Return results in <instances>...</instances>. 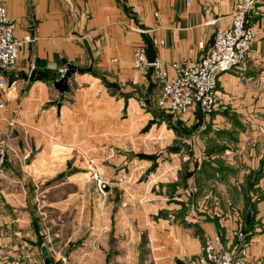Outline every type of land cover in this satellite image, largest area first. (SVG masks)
<instances>
[{
    "label": "crops",
    "instance_id": "1",
    "mask_svg": "<svg viewBox=\"0 0 264 264\" xmlns=\"http://www.w3.org/2000/svg\"><path fill=\"white\" fill-rule=\"evenodd\" d=\"M7 9L16 26V37L21 40L33 37L35 40L26 44L16 70L7 74L16 82L17 89L10 95L5 114L8 121L3 128L33 127L42 139L47 136L51 142L55 140L57 143L63 140L71 146H80L79 149H88L92 141L99 140V145L104 147L103 160L114 162L116 167L124 158V145L157 143H153L150 136L136 140L123 136L124 128L131 125L129 128L133 130L138 126L139 114L143 116L140 117L141 129L148 127L149 131H154V125L149 127L156 114L152 105L157 106L161 94V86L152 69L145 73L134 70V50L146 45V38L164 42L163 46H154L156 59L173 75L174 64H193L209 49L218 31L230 28L235 0H8ZM249 22L255 35L249 71L221 75L216 114L230 108L237 112L260 110L251 101L257 96L264 97V4L251 11ZM202 42L205 50L200 49ZM51 65L55 67L51 68ZM68 65H74L77 73L70 80L67 91L60 93L53 82L62 78L59 69ZM58 112L67 114L69 119L61 124L53 121ZM197 113L202 115L193 111L187 116ZM48 115L51 119L45 120ZM164 119L168 121L167 117ZM60 128L65 130L63 134ZM208 140L207 137L184 140L186 144L190 141L189 144L194 145L190 150L189 166L197 171L188 181L182 182L180 170L173 169V172L170 169L173 166L171 161H175L171 155L159 152L142 155L147 157L146 166H155V169H146L149 170L147 184L125 183L106 188L108 195L114 193L113 200L107 204L113 207V211L106 214L105 231L96 235L98 247L102 248L97 251L100 257L96 262L90 255L92 246L84 244L83 256L73 259L74 264H199L198 258L207 236H220L226 248L239 249L238 233L243 231L240 211L244 204L239 199L234 205L228 194L238 193L248 175L259 176V181L251 187L258 195H253L248 209L252 208L251 203L255 204L257 211L252 223L264 225V197L260 196L264 195V137L238 138V143L244 140L258 146L247 152L229 146L209 148L206 147ZM10 142V137L3 142L8 150L0 154V179L7 175L12 163L19 165L26 161L21 153H10ZM39 155L41 160L44 157L50 160L47 155ZM137 157L139 159V155ZM184 161H187L186 155ZM75 167L69 166L68 171L72 173L68 176L80 173ZM102 170L107 174L106 166ZM47 171L43 175H52L50 180L53 181L54 169ZM39 172H42L41 168ZM115 173L122 177L119 168H115ZM141 177L136 181L139 182ZM208 184L215 187L214 190L217 188L215 191L222 194L223 199L224 194L228 196L224 199L225 204L220 200V203L217 201L211 205L213 208L204 206L205 202L197 206L188 204L184 194L187 185L200 192L203 186L207 190ZM56 187L49 185L50 189ZM227 188L231 191L228 192ZM123 190L132 194L137 190L168 193L162 197L164 202L154 203L152 200L146 202L139 195L137 201L132 194L134 200H130ZM13 191L20 193L19 206H12L6 197L12 193L10 187L0 184V264H43L46 260L50 264H60L62 259L65 261V258L56 261L50 252L49 259L43 256V239L39 232L34 231L35 237L28 238V230L23 228L20 215L15 214L16 208L26 213V196L20 200L21 193L26 194V187H14ZM173 191L179 201L176 208L171 207ZM126 207H130L131 214L124 217ZM138 208L141 209L140 215L136 211ZM160 211H166V215H158ZM251 218L249 215L247 222ZM37 227L34 225L35 229ZM249 234L246 259L249 264H264V226ZM29 239L32 241L30 245Z\"/></svg>",
    "mask_w": 264,
    "mask_h": 264
},
{
    "label": "rangeland",
    "instance_id": "2",
    "mask_svg": "<svg viewBox=\"0 0 264 264\" xmlns=\"http://www.w3.org/2000/svg\"><path fill=\"white\" fill-rule=\"evenodd\" d=\"M251 104L259 106L260 110L257 112L255 110L252 112H237L235 108H230L229 110L216 114L215 109L211 116L199 115L198 113L194 114L195 116L165 113L157 106L154 105L153 107L152 105L156 114H154L153 120L149 123V127L151 128V125H154V131H149L148 127L141 129L142 122L140 117L143 116L139 114L138 126L133 128V130L129 128L131 125L124 128L123 136L125 138L132 137L134 140H136V138L150 136L154 139L152 142L157 143L151 144L150 146L145 145V143H141L137 146H134V144L124 145L122 149L124 158L121 163L117 162L118 165L116 167L114 162L110 163L109 161L106 162L103 160L101 155L104 147L99 145V140L92 141L88 149H79L77 147L80 146H71L63 143V140H60L59 143L55 140L51 142L50 138L47 136H43L42 139L40 134H38L39 132L33 127L14 128L5 126L3 128L4 123L8 121V118L6 121L5 115V120L0 123V154L6 153V150H8V146L3 145V142L10 137V145L12 147V150L9 149L10 153H21L23 158L25 156L26 161L25 163L22 161L20 163L21 165L12 163L11 167L7 169V175L0 179V184L4 183L10 187L12 193L6 194V197L12 206H19L17 201L18 195L20 194L17 191H13V188L20 187L22 189L23 186L26 187V194L22 192L20 197L21 201L23 200V196L27 198L26 213L23 212L22 209L20 211V209L14 207L16 208L15 214L20 215L19 218L23 228L28 230L27 233L30 236H28V238L35 237L36 234L34 231L39 232L38 234H40L43 239L42 245L48 247V252L54 256L56 261L65 258V261L62 259V263L60 264H74L73 259L83 256L82 251L86 248L84 244H88L92 246L90 255L97 262L100 257L97 251H102V248L98 247L99 241L96 235L105 231L106 214H112L113 211V207L107 206V204L109 200H113L111 197H114V193L108 195L106 188L109 186L113 187L115 184L120 185L125 183L135 186L138 184L141 185V183L147 184L145 181L149 179V170L147 171L146 169L152 170L155 169V166H146L145 159H147V157H143L142 155L159 154V152L160 154L171 155L170 158L175 161H171L173 166L169 168L172 171L173 169L180 170L179 175L181 176L182 182L188 181L189 178L196 175L197 171L196 169H191L192 166H189L191 160L190 154H192L190 150L194 145H190V141H187L188 144H186L184 140H190L194 137L209 138L207 141L208 144L206 145V147L209 146V148H211V146L213 148L229 146L230 149L247 152L250 148L258 147L257 145L248 144L249 141L243 140L242 143L237 142V139L241 137H264V97H254ZM162 116L167 117L168 120L170 118V120L167 121L164 119L165 117ZM12 119H16L15 116H12ZM50 119V115L45 118V120ZM68 119L69 116L63 112L55 113L53 116V121H58L60 124L62 121ZM64 131V129L60 128L61 134H63ZM130 131H133V135L132 133L130 134ZM162 146H164V149H161ZM200 147L202 148L201 145ZM260 147H262V144ZM201 148L199 151H202ZM208 150L209 149H207V151ZM41 153L43 157L47 155L50 160H45L46 157L41 160L39 155ZM137 155H139V159ZM184 155H186V162L184 161ZM57 158L59 159L57 160ZM52 164L54 166H52ZM71 165H75V169L80 171L77 176H68L70 175L68 173H72L68 171ZM105 166L108 171L107 174L102 170V167ZM40 168L42 172H39ZM50 168L54 169L53 181L50 180L52 175H43V172L45 170L49 171ZM115 168H119L122 172L121 178L115 173ZM95 173L99 174L101 181L106 186L103 191L99 187L98 180L94 178ZM131 174H133V177ZM140 176L142 177L140 181L137 182L136 178H140ZM259 179V176L248 175L243 185L239 186L240 189L237 188L240 190L238 193L228 194V196L230 195V201H232L234 205L237 204L235 200L239 199H241L244 204L243 209L240 211V217L243 219L242 229L248 235L245 237L248 244L250 238L249 233L254 232L255 228L261 229L264 226L261 224L254 225L252 223V219L255 217V211H257L255 204L251 203L252 208L248 209L253 195L254 197L258 195V193H253L251 187L253 184L257 183ZM51 184L57 185L58 187L50 189L49 185ZM204 186H206V184ZM207 186V190L197 192L188 188L187 185L184 194L187 196L188 204L194 203V205L197 206L198 203L205 202L204 206L207 205L209 208L212 207L211 205H215L217 201L219 202V200L221 204L222 202L225 204L224 199L228 196L224 194L223 199L222 194L216 192L217 188L215 191V187H211L209 184ZM226 190L229 192L231 188H227ZM147 192L148 191L138 192L137 190L135 194H132L130 192L126 193V191L123 190V194H127L130 200H134L133 196H135L136 200L139 196H143V200L145 199L146 202L152 200L154 203L164 202L162 197L165 198L168 193L167 191L163 193L162 190L156 193ZM12 195L16 196V199H14ZM260 196L264 197V195ZM261 197L259 198L261 199ZM170 199L171 207L176 208L175 206L176 204L178 205L179 201L174 191L171 192ZM137 201H139V199ZM107 207H109V209H107ZM126 209L124 217L131 214L130 207H126ZM136 211H138L140 215L141 209L138 208ZM164 212L166 213V211ZM165 213H161L160 211L158 215L163 216L166 215ZM249 215L250 218H252L247 222L246 218H249ZM154 217L157 219L156 215ZM34 225L38 226L37 229L34 228ZM30 242L32 241L29 239V245ZM72 252H75V255H73L74 253ZM47 259H49L48 256ZM29 260L32 262L31 258H29ZM44 263L45 261L43 264Z\"/></svg>",
    "mask_w": 264,
    "mask_h": 264
},
{
    "label": "built area",
    "instance_id": "3",
    "mask_svg": "<svg viewBox=\"0 0 264 264\" xmlns=\"http://www.w3.org/2000/svg\"><path fill=\"white\" fill-rule=\"evenodd\" d=\"M7 3L8 0H0V123L5 120L10 95L17 89L16 82L11 81L7 74L16 70L26 44L35 40L33 37L24 40L16 37V26L10 19ZM262 4L264 0H235L230 28L218 31L209 49L193 64H174L173 75L159 60L156 59L153 64L148 62L145 44L134 50V70L145 73L152 69L161 86L157 106L163 112L187 115L199 111L204 116L214 113L221 75L228 72L246 74L249 71L251 47L255 39L249 17L251 11ZM152 42L154 46L164 45L157 39ZM200 49L205 50L203 42ZM66 72L67 68L59 69L61 77ZM94 178L103 191L106 186L99 174L95 173ZM245 237L246 233H238L240 247L233 251L226 248L220 236H207L198 258L199 264H249L245 254L248 245Z\"/></svg>",
    "mask_w": 264,
    "mask_h": 264
},
{
    "label": "water",
    "instance_id": "4",
    "mask_svg": "<svg viewBox=\"0 0 264 264\" xmlns=\"http://www.w3.org/2000/svg\"><path fill=\"white\" fill-rule=\"evenodd\" d=\"M146 49H147V59L150 64L155 63L157 55L153 42L146 38ZM77 73V68L74 65H68L66 74L59 80L53 82L54 87L60 92L64 93L69 87V82L73 76ZM42 254L47 258L48 250L46 247H42ZM45 264H50L48 260L45 261Z\"/></svg>",
    "mask_w": 264,
    "mask_h": 264
},
{
    "label": "trees",
    "instance_id": "5",
    "mask_svg": "<svg viewBox=\"0 0 264 264\" xmlns=\"http://www.w3.org/2000/svg\"><path fill=\"white\" fill-rule=\"evenodd\" d=\"M49 80H50V79H49ZM50 81H52V80H50ZM169 120H170V118H169ZM169 120H168V121H169ZM244 233H245V232H244Z\"/></svg>",
    "mask_w": 264,
    "mask_h": 264
}]
</instances>
